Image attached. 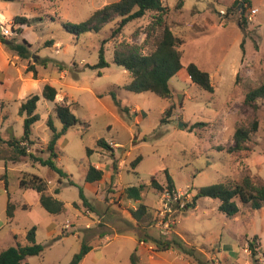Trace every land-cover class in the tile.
<instances>
[{
    "label": "rangeland",
    "instance_id": "1",
    "mask_svg": "<svg viewBox=\"0 0 264 264\" xmlns=\"http://www.w3.org/2000/svg\"><path fill=\"white\" fill-rule=\"evenodd\" d=\"M118 1L0 0V24L12 29V35L5 41L14 40L17 44L26 41L31 45L30 59H21L1 41L0 29V41L17 67L11 66L2 73L11 82L9 96L0 101L3 140L21 139L25 117L19 114V109L34 95L40 96L36 110L40 120L32 127V143L21 146L38 155L47 147L52 135L47 126L51 115L56 127L62 128L55 116V103L42 97L46 84L58 90L56 102L66 99L72 105L71 110L81 123L57 144V164L73 185L68 179L59 184L58 175L47 167L33 166L28 158L15 166L7 157L12 148L0 143V175L8 169L9 191L8 194L0 181V251L14 241L24 244L25 233L36 227V240L45 246V252L29 257V264H69L84 242L95 249L83 264H134L132 257L139 248L138 234L142 233L123 231L128 229L126 221L131 218L124 216L128 205L121 192L128 186L145 185L142 202L149 208L147 218L154 230L152 234L154 238L171 237L172 234L163 235L157 226L164 192L150 187L152 177L165 183L168 172L180 194L174 203V210L178 211V236L195 250L197 257L203 260L198 251L201 250L209 257L215 256L221 264H259L258 259L264 258V207L253 210L236 199L240 211L227 217L218 209L219 200L200 198L197 207L190 210L186 205L201 188L221 182H241L249 177L253 183L264 184V99L258 100L257 110L244 102L249 91L264 83V0H249L251 5L246 10L235 7L231 11L229 8L241 0H183L181 8H178L180 0H162L170 8L168 24L183 40L180 50L184 68L169 82L174 94L171 101L153 93L127 91L125 86L132 81L131 75L113 60L118 44H143L153 14L128 24L116 37H112L113 24L100 33L81 36L64 28L67 24L82 23L96 10ZM251 8L258 13L248 21ZM17 16L25 18L26 25H16ZM241 16L247 22L244 27L239 24ZM49 41L53 42L51 46L46 44ZM105 41L104 56L109 66L93 69L99 63ZM190 63L209 73L213 93L191 81L186 70ZM32 65L38 71V82L20 79V76L34 77L33 72L26 70ZM172 103L173 117L164 123L162 118ZM254 120L259 123L258 131L251 135L243 150L230 152L235 146L236 130L242 126L250 128ZM203 123L204 126L190 131L194 125ZM100 139L117 143V149H113L115 157L126 163L118 180L111 179L105 186L102 201L96 199L86 182L89 163L98 164L104 171L112 167V156L97 145ZM87 149L94 152L89 156ZM138 157L142 160L134 172L131 163ZM21 171L44 178L49 189L59 187L57 198L66 204L65 213L50 217L36 204V192L20 189ZM81 191L95 211L82 205ZM8 201L19 205L13 220L7 216ZM74 203L80 207L75 208ZM24 204L29 209H24ZM97 219L100 222L95 223ZM52 223L55 229L50 233L48 227ZM101 233H106L109 241L101 243ZM255 237L258 255L253 258L248 244ZM157 255L171 262H178L175 258L180 255L192 264H200L195 257L179 250ZM136 264H146V260Z\"/></svg>",
    "mask_w": 264,
    "mask_h": 264
},
{
    "label": "trees",
    "instance_id": "2",
    "mask_svg": "<svg viewBox=\"0 0 264 264\" xmlns=\"http://www.w3.org/2000/svg\"><path fill=\"white\" fill-rule=\"evenodd\" d=\"M13 1V0H7ZM243 4V7H241ZM245 5V6H244ZM250 1L245 0L242 3L237 1L235 6L229 8V11L235 7L238 9L246 10L247 6H250ZM183 6V0L179 1L178 8ZM170 8L165 6L162 0H120L115 3L108 4L101 9L96 10L86 21L79 24H67L64 28L70 34L75 36H81L86 33L94 32L100 33L104 27L113 24L114 30L112 37H116L123 29L130 23L141 20L148 14H153V19L145 32V40L143 44H129L120 43L114 50L113 60L118 66L124 68L131 75L132 81L125 86L127 91L133 93H153L158 97L171 101L174 94L170 88V80L175 77L183 68L182 64V51L180 50L183 40L174 33L167 21ZM239 22L241 27L246 25V19L241 16ZM16 25H26L27 20L23 17L17 16L14 18ZM6 39L1 37V41ZM10 43L7 47L15 52L23 60L30 59L31 45L26 41L24 44H17L14 40H8ZM52 41L47 42V46L52 45ZM100 50L99 63L93 66V69H104L109 66L104 56V45ZM27 72H33L34 79H37L38 71L32 66L27 67ZM187 73L191 81L196 84L200 89L213 93L214 87L211 82V78L208 72L200 69L196 64L190 63L186 67ZM99 75L102 72L99 71ZM58 96V90L50 84H46L43 87L42 97L55 103V116L61 121L62 128L59 130L53 120V116H49L47 126L49 127L52 135L48 142L47 147L41 150L40 154L28 152L26 148L22 147V143H32V127L40 120V116L36 113L40 96L34 95L25 100L20 106L19 114L24 116V132L20 140L14 138L12 140L4 141L0 132V143L6 144L12 148L15 154L14 160L19 161L24 158L30 159L34 164H39L43 167H47L52 173L59 176V184H62V180L68 179L69 184L73 185V182L69 179V175L61 169L58 162V141L68 133V131L77 125L81 124L80 120L74 115L71 108L72 105L65 99L60 102H56ZM264 99V83L259 87H256L249 91L245 96V105L257 110L258 100ZM175 105L172 103L164 113L162 122L166 123L173 117V111ZM203 124H196L190 131H193L194 127H198ZM259 123L254 120L251 123L250 128L242 126L238 128L234 135L235 146L230 149L232 151L243 150L247 141H249L251 135L258 131ZM100 149L106 151L112 150L109 144L100 139L97 143ZM94 151L87 149V153L90 156ZM142 160L138 157L131 163L132 169L136 170L139 162ZM112 180H116L118 173L117 162H113ZM7 170L4 174L0 175V181H4L5 189L8 191ZM104 172L98 169L95 165L89 163L86 175V182L95 183L103 179ZM19 186L22 190L36 191L40 196L41 207L51 217H57L65 213L66 204L59 199L55 198L60 193V188L54 189L53 194L49 192L47 181L36 174L22 173L19 178ZM150 187L157 192H164L168 190L172 192L176 190L175 183L168 172H166V182L161 184L156 177H152ZM145 185L128 186L122 190L121 194L125 200L139 201L136 210H130L132 220L126 221L128 231H140L142 233L141 226L145 224L149 219L147 218L149 208L142 202L143 192L145 191ZM82 205L85 208L94 210L87 200L84 193L81 191ZM200 198H211L220 201L219 211L227 217L236 216L240 209L236 204V199L243 205L250 206L253 210H259L264 207V184L253 183L249 177L244 178L241 182H221L211 186L201 188L195 193L192 201L186 205L187 210L195 209L197 207V201ZM75 208H79V203H74ZM17 205L11 201L7 203V216L10 220L14 218V213ZM147 219V220H146ZM146 220V221H145ZM145 221V222H144ZM149 226V224H148ZM37 228L33 227L27 231L24 240L25 243L14 242L6 249L0 252V264H29L28 258L34 256H40L45 252V246L39 244L36 240ZM107 233V232H106ZM106 233L100 234V240L106 235ZM141 237L150 240L155 246L157 252H164L168 250H179L185 255L195 257L198 262L201 260L197 257L194 249L189 248L177 234H172L171 237L154 238L153 234L148 235L146 232ZM15 236V240H17ZM139 239V240H140ZM258 237H255L253 242H249L248 248L251 251L252 257L256 258L258 255L257 247ZM141 241V240H140ZM93 250V246L84 242L82 244L79 253L75 254L69 264H81L85 257ZM132 261L136 264V255L132 257Z\"/></svg>",
    "mask_w": 264,
    "mask_h": 264
},
{
    "label": "crops",
    "instance_id": "3",
    "mask_svg": "<svg viewBox=\"0 0 264 264\" xmlns=\"http://www.w3.org/2000/svg\"><path fill=\"white\" fill-rule=\"evenodd\" d=\"M15 18V17H14ZM11 66H14V67H16L12 62H11V58H10V54L8 53V52H6V50H5V48H4V45L1 43V41H0V85H1V88H0V101L2 102V101H4V99L7 97V96H9V88H10V81H9V78L7 77L6 78V76L5 75H3V77H2V73H5L6 72V70H8ZM17 68V67H16ZM18 71H19V73H21L20 72V70H19V68L17 69ZM65 75V72H62L61 73V77H63ZM20 79H22L23 81H33V82H38V80L39 79H34V77H32V78H23L22 76H20ZM9 81V82H8ZM108 143V142H107ZM109 144V146L111 147V149L112 150H110V151H107L111 156H112V158H113V162L114 161H118L117 162V165H118V173H117V177H116V181L118 180V177L119 176H121V174H120V170H122V168L124 167V165L126 164L125 163V161L124 160H121V161H119L118 160V158H116L115 157V150H113V149H117V146H118V144L117 143H112V142H110V143H108ZM42 150H44V148L42 149ZM102 150V149H101ZM102 151H105V150H102ZM9 159H11V161H12V163L16 166L17 164H19L20 162H22L23 160H19V161H16V160H14V158H15V154H14V152L11 150V152L9 153V155L7 156ZM113 162H112V167H111V169H109V170H106V171H104V170H102V167H100L98 164H95V166L98 168V169H100V170H102L103 172H104V177H103V179L101 180V181H99V182H95V183H88V185H89V189L91 190V192L95 195V197H96V199L98 200V201H102L105 197H104V195H105V186L109 183L110 184V182H111V179H112V176H113V174H114V171H113ZM30 163H32L31 161H30ZM33 164V166H41V165H39V164H34V163H32ZM43 167V166H42ZM7 170V172H8V169H6ZM5 170V171H6ZM22 173H24V172H22L21 171V174ZM30 174H32V173H30ZM3 183H4V181H2ZM116 184H117V182H116ZM5 186V185H4ZM54 187H52V188H50L49 189V192L51 193V194H53V191H54ZM6 190V189H5ZM98 190V191H97ZM26 192H31V191H33V190H25ZM34 192H36V191H34ZM37 193V192H36ZM55 198H57V196H55ZM103 198V199H102ZM58 199V198H57ZM100 199H102V200H100ZM126 201V203H127V205H128V208L126 209V210H124L123 211V213H126V214H124V216L126 217V218H131V214H130V210H136L137 209V207H138V204H139V201H131V200H125ZM35 202H36V204H39L40 205V196H39V194L37 193V196L35 195ZM19 205H17V207H18ZM41 206V205H40ZM23 208L24 209H29V206H27V205H23ZM129 213V214H128ZM50 216V215H49ZM51 217V216H50ZM58 217V216H57ZM102 218H104V216H101ZM99 218V217H98ZM13 220V219H12ZM131 220H132V218H131ZM149 221V220H148ZM146 222L145 224H143L142 226H141V229H142V233L144 234L145 232H146V234H148V235H152V231H154L153 230V227L152 226H148V224H149V222ZM98 222H100V221H98V219H97V221H95V223H98ZM89 227V226H88ZM177 228H178V226H177ZM48 229H49V232L50 233H53L54 232V229H55V224L54 223H52V224H50L49 225V227H48ZM123 231H128V230H123ZM114 232H118V231H114ZM27 233V232H26ZM26 233H25V235H26ZM136 233H137V231H136ZM175 233L177 234V235H179V232H178V230L176 229V231H175ZM116 234V236H118V234L117 233H115ZM180 236V235H179ZM25 237V236H24ZM99 237H100V235H99ZM146 238V237H145ZM14 239H15V237H14ZM141 240V241H140ZM140 240H138V243H139V248L137 249V251L135 252V254H136V260H137V262H143V260L145 261L146 260V264H192L189 260H187L185 257H183V256H180V255H176V258H175V260H177L178 262H171V261H169L168 259H166V258H163V257H161V256H159V255H157V253H159V252H157L155 249H156V246L150 241V240H148V239H140ZM106 241H109V238L107 237V235H105L104 237H102V239H101V243H104V242H106ZM15 242V241H14ZM14 244V243H13ZM95 248L93 247V250H94ZM92 250V251H93ZM2 251V250H1ZM0 251V252H1ZM91 251V252H92ZM169 251H173V252H176V250H168V251H164V252H169ZM203 256H204V258H203V260H201V262H199L200 264H212V263H210V261L212 260V261H214L213 263L214 264H221L216 258H215V256H211V257H209V256H207L203 251H201V250H198ZM90 252V253H91ZM90 253L85 257V259L90 255ZM85 259L83 260V262L85 261ZM83 262L81 263V264H83Z\"/></svg>",
    "mask_w": 264,
    "mask_h": 264
},
{
    "label": "built area",
    "instance_id": "4",
    "mask_svg": "<svg viewBox=\"0 0 264 264\" xmlns=\"http://www.w3.org/2000/svg\"><path fill=\"white\" fill-rule=\"evenodd\" d=\"M258 13V10L255 8H251L248 11L247 14V20L252 21L254 16ZM1 35L4 38H9L12 35V29L8 28L7 26L1 25ZM29 152V150H27ZM180 198V194L177 192V190L172 192H169L168 190H165L163 193V198L161 200V207L158 212V219H157V226L161 229V233L163 235H169L173 234L176 231L177 224L176 222V210H174V203L178 202V199ZM194 198V197H193ZM259 264H264V258L258 259Z\"/></svg>",
    "mask_w": 264,
    "mask_h": 264
},
{
    "label": "water",
    "instance_id": "5",
    "mask_svg": "<svg viewBox=\"0 0 264 264\" xmlns=\"http://www.w3.org/2000/svg\"><path fill=\"white\" fill-rule=\"evenodd\" d=\"M245 0H242V3L244 2ZM241 7H243V4H241ZM10 42L7 40L5 41V44L8 45Z\"/></svg>",
    "mask_w": 264,
    "mask_h": 264
}]
</instances>
